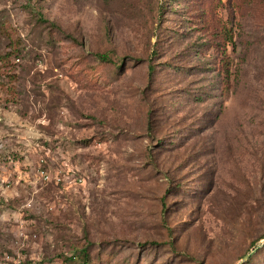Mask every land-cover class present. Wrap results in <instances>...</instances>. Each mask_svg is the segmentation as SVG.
<instances>
[{"label":"rangeland","instance_id":"374dc122","mask_svg":"<svg viewBox=\"0 0 264 264\" xmlns=\"http://www.w3.org/2000/svg\"><path fill=\"white\" fill-rule=\"evenodd\" d=\"M263 235L264 0H0V264H238Z\"/></svg>","mask_w":264,"mask_h":264},{"label":"trees","instance_id":"16d2710c","mask_svg":"<svg viewBox=\"0 0 264 264\" xmlns=\"http://www.w3.org/2000/svg\"><path fill=\"white\" fill-rule=\"evenodd\" d=\"M53 25H55L54 23H53ZM101 61H104V62H113V59H112V57L107 53V52H99V53H96L95 54ZM150 70L151 71H153L154 70V67H150ZM264 238V235L263 236H261L257 241H259V240H261V239H263ZM256 241V242H257ZM256 242L254 243V246H255V244H256ZM262 247H264V245L262 246ZM262 247H260V248H262ZM259 248V249H260ZM259 249L255 252V254H253L244 264H247L248 262H250V261H252L253 259H254V257H255V255L257 254H259L258 253V251H259ZM247 254V253H246ZM77 256H78V254H76ZM76 255H74L75 257H76ZM245 256V255H244ZM82 257L84 258V259H86V258H88L89 257V255H88V253H86L85 251H83V253H82Z\"/></svg>","mask_w":264,"mask_h":264},{"label":"water","instance_id":"95a60500","mask_svg":"<svg viewBox=\"0 0 264 264\" xmlns=\"http://www.w3.org/2000/svg\"><path fill=\"white\" fill-rule=\"evenodd\" d=\"M263 245H264V239L261 241V244L257 248H255L251 252L247 253L238 264H244Z\"/></svg>","mask_w":264,"mask_h":264},{"label":"built area","instance_id":"2783aa9c","mask_svg":"<svg viewBox=\"0 0 264 264\" xmlns=\"http://www.w3.org/2000/svg\"><path fill=\"white\" fill-rule=\"evenodd\" d=\"M45 178H48L49 179V176L47 175V176H45Z\"/></svg>","mask_w":264,"mask_h":264}]
</instances>
